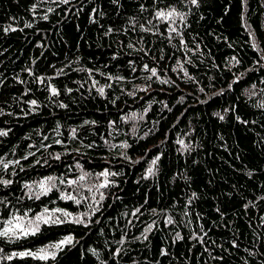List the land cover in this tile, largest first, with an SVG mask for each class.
Masks as SVG:
<instances>
[{"label": "trees", "instance_id": "trees-1", "mask_svg": "<svg viewBox=\"0 0 264 264\" xmlns=\"http://www.w3.org/2000/svg\"><path fill=\"white\" fill-rule=\"evenodd\" d=\"M0 130V264H264V0H0Z\"/></svg>", "mask_w": 264, "mask_h": 264}, {"label": "snow or ice", "instance_id": "snow-or-ice-1", "mask_svg": "<svg viewBox=\"0 0 264 264\" xmlns=\"http://www.w3.org/2000/svg\"><path fill=\"white\" fill-rule=\"evenodd\" d=\"M63 2L67 3L68 0H63ZM115 2V0H114ZM198 0H191V3L193 5L197 4ZM174 15H178V13L175 11V9L165 12V11H158L156 13V17L158 19H170L172 18ZM44 19H47V16L44 17ZM15 30V29H13ZM172 31H175V29H172ZM145 70L150 71L151 76L149 77V79H151L152 76H156L158 77V70L156 68H148V65L145 64L144 65ZM185 75H187V73L185 72ZM39 80L40 83L44 82V78L43 77H39L37 78ZM164 83H167V81H163ZM50 93L53 96L59 95V91L54 87V86H50L49 87ZM142 90H146V89H142ZM69 91H71L69 89ZM99 92L101 95L104 94V89L101 88L99 89ZM30 104L32 106H36L37 105V101L36 100H32L30 101ZM63 106V105H62ZM220 119H223V117L221 116ZM8 132L5 130H0V136H7ZM178 143L184 147L185 149H187L189 146L184 144L183 140H179ZM125 147H127V145H124ZM27 157H25L26 159ZM57 159H59V156H57ZM159 159V157H157L156 159H154L152 161L153 165L156 164L157 160ZM15 163H19V161H15ZM0 164H3V167L6 169L8 168V164L4 163L2 160H0ZM148 173L149 175L153 174V169L149 168L148 169ZM86 175H81L79 176V181H83L86 178ZM117 173L115 172H110L108 169H105L104 171L100 172L98 174V177H104V180L98 185V188H108L111 184L114 183V181H110L108 179V177L110 176H116ZM52 177H49L48 180H52ZM62 183H64V181H61ZM78 181L77 180H69L67 181V183L69 185L71 184H76ZM0 183L4 184L5 186L11 184L10 180H2L0 179ZM26 187H29V191H31L30 186L26 185ZM39 189L41 190V194H47L48 192H50L52 190V187H54V185L52 187L48 186V181H41L38 185ZM193 195H195V193H193ZM36 198L38 199L39 196H36ZM65 199H74L73 196L71 195H67L64 197ZM104 199V194L101 193L100 194V200ZM77 203H79V201H76ZM48 209L46 208L44 210L45 213H48ZM56 211H61L59 209H57ZM136 212H139V209H136ZM135 214V213H134ZM62 215L64 217H69L71 216L70 213L68 212H63ZM49 222L51 223H60L61 220L59 217L53 218V214H49L48 216H45L44 214L38 215L35 217V220H28L27 223H25V217L23 215L21 216H16L13 215L11 218L7 219L6 221L3 222V226L0 227V237L12 240L13 238L15 239H19L22 236H28V235H35L37 231H39V227H40V223H44V224H48ZM74 222L76 223H81L84 224L85 227H87L88 225L84 222L83 219L81 218H76L74 220ZM170 222V221H169ZM147 238V237H145ZM178 239H180V237H177ZM202 239V237H201ZM72 241V237H66L64 240H62L60 243L57 244H53L50 245L49 248H40L37 251L33 252V251H21V252H13L11 255L7 256L6 259L11 260L13 258L19 257V258H25V257H32L34 259H39V260H48L49 258L54 259L55 258V252L53 251H49V249H59L63 244L66 243H71ZM122 243V241H121ZM3 249H0V252H2ZM119 253V250H117V253ZM162 254H166L163 253Z\"/></svg>", "mask_w": 264, "mask_h": 264}, {"label": "rangeland", "instance_id": "rangeland-1", "mask_svg": "<svg viewBox=\"0 0 264 264\" xmlns=\"http://www.w3.org/2000/svg\"><path fill=\"white\" fill-rule=\"evenodd\" d=\"M97 186H98V181L95 182V186H94V188L97 187ZM94 188H93V189H94ZM93 189H91L90 191H92ZM81 191H82V188H81ZM90 191H88V192H90ZM82 192H83V191H82ZM88 192H83V193H88Z\"/></svg>", "mask_w": 264, "mask_h": 264}]
</instances>
